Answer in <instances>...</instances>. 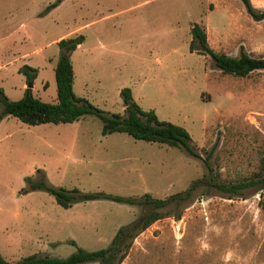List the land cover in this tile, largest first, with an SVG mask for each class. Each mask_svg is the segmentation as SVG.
I'll return each mask as SVG.
<instances>
[{
  "label": "rangeland",
  "instance_id": "1",
  "mask_svg": "<svg viewBox=\"0 0 264 264\" xmlns=\"http://www.w3.org/2000/svg\"><path fill=\"white\" fill-rule=\"evenodd\" d=\"M56 1L0 0V87L7 96H24L30 83L19 70L29 65L37 69L34 96L57 103L58 42L83 35L71 56L76 94L108 114L124 113L121 90L131 88L143 109L185 127L202 158L126 132L103 135L95 114L38 125L4 115L0 254L9 262L109 246L121 227L152 209L146 194L166 199L202 178L210 152L224 182L249 178L264 162V69L225 74L210 55L190 50L191 27L199 23L215 50L264 56V19L254 20L243 0H61L47 9ZM41 181L137 204L99 198L65 208L46 189L32 188ZM245 194L228 198L200 186L181 205L169 204L170 215L134 230L121 264H264V193Z\"/></svg>",
  "mask_w": 264,
  "mask_h": 264
},
{
  "label": "trees",
  "instance_id": "2",
  "mask_svg": "<svg viewBox=\"0 0 264 264\" xmlns=\"http://www.w3.org/2000/svg\"><path fill=\"white\" fill-rule=\"evenodd\" d=\"M61 0L47 6V9L56 7ZM248 13L256 21L264 19V10L256 8L251 0H243ZM192 40L190 50L201 54H207L214 60L215 66L225 74H232L245 77L255 70L264 69V56H252L244 49L240 55L230 56L224 52L215 50L208 39V33L199 23H194L191 27ZM84 36L79 35L73 38H63L58 44L60 54L55 68V78L58 91V102H44L33 94L32 87H26L24 96L19 100H11L0 87V118L4 115H13L23 122L31 125L43 123H67L74 122L87 114H95L103 121V135L114 132H126L136 139L150 142H159L169 146L179 147L192 156L202 158L193 145V138L190 132L183 126L162 120L155 110H145L136 101L133 91L129 87L121 90L124 104V113H106L95 106L90 100L76 94L74 88L75 70L72 61V52L83 43ZM27 77V83L33 84L37 77V69L29 65L21 68ZM208 157L204 159L207 173L200 179L194 180L187 190L171 195L166 199L153 198L146 194V202L152 205V209L147 215L141 218L138 223L121 227L109 246L97 250H78L66 258L53 257L49 255L31 254L24 256L15 262H9L0 254V264H88L98 262L99 264H121L128 255L131 248L132 239L136 236L134 230L140 228L143 231L155 221L170 215L165 210L169 204L174 203L179 206L200 186L214 187L228 198L244 197L245 192L252 190L255 193H264V162L260 170L253 176L239 182H224L219 178L218 173L209 162ZM33 189L43 188L54 195L56 201L61 206L71 207L75 201L94 200L107 198L128 204H137L134 198L98 193L81 192L78 188L68 190L63 187H53L45 182L33 184ZM141 203V201H139ZM180 216V215H179ZM75 244V241H73Z\"/></svg>",
  "mask_w": 264,
  "mask_h": 264
},
{
  "label": "crops",
  "instance_id": "3",
  "mask_svg": "<svg viewBox=\"0 0 264 264\" xmlns=\"http://www.w3.org/2000/svg\"><path fill=\"white\" fill-rule=\"evenodd\" d=\"M253 5L256 7V8H259V9H264V0H251ZM256 5H255V3ZM208 39L210 40V36L208 35ZM210 42V41H209ZM59 58V57H58ZM57 63H58V59H57V62H56V66H57ZM74 64V63H73ZM56 68V67H55ZM75 69V67H74ZM76 73V72H75ZM75 84V83H74ZM27 87V84L25 83L24 84V88L26 89ZM31 255V254H30ZM28 256V255H27Z\"/></svg>",
  "mask_w": 264,
  "mask_h": 264
},
{
  "label": "water",
  "instance_id": "4",
  "mask_svg": "<svg viewBox=\"0 0 264 264\" xmlns=\"http://www.w3.org/2000/svg\"><path fill=\"white\" fill-rule=\"evenodd\" d=\"M28 87H32L33 86V84H29V85H27Z\"/></svg>",
  "mask_w": 264,
  "mask_h": 264
}]
</instances>
